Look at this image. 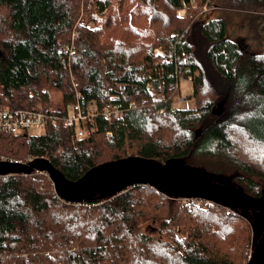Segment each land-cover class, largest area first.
I'll list each match as a JSON object with an SVG mask.
<instances>
[{
    "label": "trees",
    "instance_id": "16d2710c",
    "mask_svg": "<svg viewBox=\"0 0 264 264\" xmlns=\"http://www.w3.org/2000/svg\"><path fill=\"white\" fill-rule=\"evenodd\" d=\"M197 1L198 7L190 0H0V104L40 103L63 115L72 76L83 100L120 112L98 114L87 138L59 122L39 133L0 132V154L42 157L67 180L127 156L199 160L258 196L264 135L254 121L264 123V52L229 37L223 16L202 18L207 0ZM242 1L264 33V0ZM178 9L185 15H175ZM97 15L100 27L86 28ZM156 47L163 55L153 53ZM179 78L190 80L192 108L170 105ZM196 205H179L147 185L75 203L60 199L43 172L2 175L0 264H240L251 241L246 219L216 203ZM149 221L162 237L141 231Z\"/></svg>",
    "mask_w": 264,
    "mask_h": 264
},
{
    "label": "water",
    "instance_id": "95a60500",
    "mask_svg": "<svg viewBox=\"0 0 264 264\" xmlns=\"http://www.w3.org/2000/svg\"><path fill=\"white\" fill-rule=\"evenodd\" d=\"M33 171L47 175L54 193L60 199L75 203L112 197L126 187L147 185L167 197H197L223 205L229 210H239L251 229L250 254L244 264H264V225L259 232L245 212L248 208H255L260 216L255 213L254 219H262L264 189L260 190L258 196H250L223 175L186 164L182 158H169L160 163L127 156L99 164L76 180L64 178L42 157H34L26 163L0 161V176L26 175Z\"/></svg>",
    "mask_w": 264,
    "mask_h": 264
},
{
    "label": "rangeland",
    "instance_id": "374dc122",
    "mask_svg": "<svg viewBox=\"0 0 264 264\" xmlns=\"http://www.w3.org/2000/svg\"><path fill=\"white\" fill-rule=\"evenodd\" d=\"M197 2H198L197 0H190L191 7H198ZM240 2H243V1L242 0H207L200 6L199 12L202 13V18L214 17L215 15L223 16L224 19H226L227 21V33L229 37L233 39H237V41L240 40L241 43H243L244 45L243 48H245L246 45H249L251 46L252 51L264 52V33L258 29L255 19L253 18V15L255 14V12H250L248 8L246 7V5L240 4ZM115 5L116 4L113 2L112 7H114ZM112 7L110 8V12H111ZM85 8H89L88 2H86ZM126 13L128 12L126 11ZM174 14L177 15L178 17H182L185 15V10L178 9L174 11ZM0 17L1 18L4 17L3 10H0ZM100 24H102V21L100 20V16L97 15L96 21L88 20L87 23L85 24V27L88 29L96 30L100 27ZM132 24L136 25L137 27L141 26V23L138 19H135L132 22ZM75 34L76 33L74 32V34L72 35L75 36ZM66 48L68 50L69 46L65 47V49ZM161 51L164 53V51L160 49L159 47H156L153 49L154 54L163 55ZM170 105L171 107L176 108V109L192 108L194 106L193 96L191 92V83L188 78L178 79L177 93L172 97V101ZM228 121L231 122V120H228ZM254 122L256 123L258 133H260L261 135H264V123L259 118L255 119ZM239 123H241V121H239ZM37 132L39 133V131H28V133H37ZM127 149L128 148H126V151ZM207 161L214 168H217L218 165L224 166L223 173L229 174L233 172V169L231 167L227 166L224 163H218L216 159H207ZM189 165L199 166V167L202 166L200 165L199 160L193 161L189 163ZM207 171L212 172L209 170ZM186 199H187L186 197L174 198L176 203L179 205H182V203L186 201ZM201 200L202 201L198 205H196V206H199L201 209H206L208 206H213L215 204L214 202L209 201V200H204V199H201ZM225 209L226 211H231V210H228L227 208ZM156 225L157 224L154 223L153 221L144 222L140 225V229L146 235L162 237L161 235H158ZM174 230L178 237L181 236L179 233L178 226L174 225ZM245 253L246 255L242 258L240 264H243L245 263V261H247L250 250H248L247 248L245 250Z\"/></svg>",
    "mask_w": 264,
    "mask_h": 264
},
{
    "label": "built area",
    "instance_id": "2783aa9c",
    "mask_svg": "<svg viewBox=\"0 0 264 264\" xmlns=\"http://www.w3.org/2000/svg\"><path fill=\"white\" fill-rule=\"evenodd\" d=\"M71 38H73V35ZM65 47H63V50L68 56L72 52V45H69L68 50ZM60 63L65 66V58H61ZM71 87L74 90L72 101L63 115L50 112L48 106L40 103L17 108H10L0 104V132L18 134L28 131H41L44 126L55 125L59 122L62 127L72 129L77 138H87L96 129V118L98 114L106 119L119 115L118 108L113 104H105L100 109H97L95 100H83V95L76 89L77 83L72 76ZM105 133L110 134L109 131H105ZM30 159L32 158L29 156L20 160L8 158L0 154V161L26 163ZM186 200L192 204H199L202 201L197 197L187 198Z\"/></svg>",
    "mask_w": 264,
    "mask_h": 264
},
{
    "label": "flooded vegetation",
    "instance_id": "af4514ba",
    "mask_svg": "<svg viewBox=\"0 0 264 264\" xmlns=\"http://www.w3.org/2000/svg\"><path fill=\"white\" fill-rule=\"evenodd\" d=\"M245 212H246V214H247V218H248L250 221H252L254 225L257 226V229H258L259 232H260L262 226L264 225V217H262V216H264V211L262 212V216L260 217V218H262V219H261V220L258 219V221L254 219V218H255V213L258 214V212H259L257 209H255V208H248ZM258 215L260 216V214H258ZM256 221H257V222H256ZM255 222H256V223H255ZM258 230H257V231H258ZM256 233H257V232H256Z\"/></svg>",
    "mask_w": 264,
    "mask_h": 264
}]
</instances>
